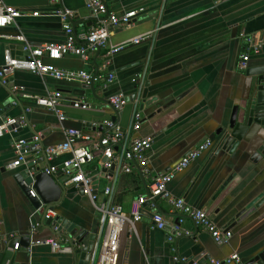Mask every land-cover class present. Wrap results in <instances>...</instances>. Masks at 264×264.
Here are the masks:
<instances>
[{"label": "crops", "instance_id": "1", "mask_svg": "<svg viewBox=\"0 0 264 264\" xmlns=\"http://www.w3.org/2000/svg\"><path fill=\"white\" fill-rule=\"evenodd\" d=\"M3 1L25 16L0 29L3 36L0 37V63L5 49L14 56L23 55L21 44L9 37L23 35L31 47L63 43L62 24L53 15L56 9L73 13L72 29L77 38L96 25V16L86 8L88 0ZM101 1L118 15L142 10L131 26L112 30L110 46L144 34L150 36L113 56L107 70L102 68L103 50L91 53L87 61L67 55L53 62L61 70H84L97 75L93 88L89 85L85 89L79 83L40 78L23 71L8 76L10 86L0 84V124L5 119L21 116L27 120V127L16 134L4 133L0 137V223L2 233L14 235L20 244L14 251L12 241L0 239V264H73L66 239L54 235L44 224L47 211L52 212L53 219L59 217L94 234L95 243L101 240L98 214L80 190L67 187L74 188L68 197L45 212L43 207H34L15 176L30 163L35 167L58 165L67 158L68 155H63L47 162L41 151L61 144L65 128L79 129L96 138L108 132L104 123L111 121L123 133H131L132 115L136 110L143 116L137 136L150 138L152 146L147 152L146 171L132 164L131 173L116 177L114 201L126 215L132 200L146 195L157 175L169 173L182 157L204 142L211 144L173 176L167 184L169 198L156 199L154 205L146 206L144 215L133 228L124 226L118 264H189L193 259L197 262L201 259V264L225 263L234 254L238 260L228 264H244L256 256L264 257V203L241 221L235 219L264 188V158L256 155V144L249 147L241 144L232 155L215 154L220 130L227 127L232 109L241 105L248 95L251 78L246 71L264 66V0ZM249 39L258 44V54L248 51ZM246 54L247 68L241 70L238 63ZM108 72L116 80L105 88L102 77ZM11 86L17 88L16 92H12ZM54 91L62 94L58 109L67 117L62 124L52 112L35 104L37 98ZM115 93H123L127 99L135 95L134 102L115 111L108 102L109 96ZM74 100L86 102L90 108L74 109L71 105ZM140 100L144 102L142 109ZM35 137L39 138V144ZM17 139L26 141L27 163L8 170L7 165L15 160L12 145ZM86 171L94 176L95 187L101 192L109 174H103L96 161ZM112 173L116 175V171ZM170 199H183L188 205L205 210L217 226L232 232L229 242L215 244L207 232L184 218L183 227L190 235L176 237L169 243L170 226L178 216L172 210ZM153 213L164 218L166 229L152 228ZM24 238H29L27 247L23 244ZM50 240L61 246L59 251L43 244ZM174 256L181 261L174 262Z\"/></svg>", "mask_w": 264, "mask_h": 264}, {"label": "built area", "instance_id": "2", "mask_svg": "<svg viewBox=\"0 0 264 264\" xmlns=\"http://www.w3.org/2000/svg\"><path fill=\"white\" fill-rule=\"evenodd\" d=\"M51 2L54 3V0H51ZM86 8L96 16V25L92 26L87 33L79 38L75 36L71 25L73 13L65 9H56L53 14L62 24L65 36L63 43L31 47L23 35L9 37L21 44L23 55L17 57L12 55L9 49L3 51L0 63V84L10 86L8 76L17 71H23L40 78H50L66 83H79L87 87L92 81L95 82L97 77L94 78L91 73L84 70L66 71L58 69L53 62L61 60L67 55H74L82 61H87L91 53L103 50L105 51V60L102 68L107 70L113 56L124 51L130 45H139L150 36L149 34H144L119 45L110 46L109 40L112 30L131 26L138 13L142 10H131L118 15L113 11H109L101 0H88ZM22 16H25L22 11L8 6L3 0H0V29L15 24L16 20ZM32 16H39V13H32ZM0 37L3 38V36ZM78 40L80 44H78ZM247 43L249 44L248 51L254 54L259 53L258 44L253 39H249ZM248 58V54L241 56V60L238 63L239 69L243 70L247 68ZM102 80L104 81V87L107 88L114 84L116 76L108 72L102 77ZM11 90L12 92H16L17 88L11 86ZM61 99L62 94L60 92H47L44 96L37 98L35 104L52 112L56 116L57 121L62 124L67 120V117L58 109ZM108 102L118 112L128 104L127 97L123 93L111 94ZM71 105L74 109L83 111L90 108L88 103L79 100L72 101ZM141 121L140 111L136 110L132 115L130 129L132 134L123 133L113 122L108 121L104 123V127L108 132L96 138L83 133L79 129L65 128V139L61 144L41 150L47 162L63 155H68V157L63 159L58 165L48 164L40 167L38 172L58 177L63 187H74L80 190L89 199L98 214V226L99 232L102 233V238L94 244L91 264H118L119 242L124 226L129 225L133 228V225L140 221L144 215L146 203H148V206H152L156 199L169 198L167 184L173 176L185 169L211 144L210 141L204 142L182 157L169 173L157 175L153 179L148 195H141L132 200L129 214L126 215L122 207L114 201L117 184L116 177L120 174L131 173L133 170L132 164L146 171L149 161L147 152L151 149L152 140L137 136L141 127ZM23 127H27V120L23 116L5 119L0 124V137L4 133L16 134ZM34 140L39 144L38 137H35ZM26 147L24 139L14 141L12 148L15 153V160L7 165L8 170H13L27 163L25 160ZM36 149L39 151L38 145ZM95 161L101 170L116 171V175L112 172L108 173V183L103 187L101 192H98V189L95 187L94 176L86 171V167ZM108 174L106 173V175ZM23 186L30 189V198L36 197V193L30 185L24 183ZM169 201L173 212L178 215L175 223L170 226L172 234L167 238L169 243L174 242L176 237L190 235V231L183 227L184 218H189L196 228L207 232L217 245H225L231 239L232 232L227 227L217 226L205 210L194 208L185 203L183 199H170ZM52 217V212L47 211L44 219ZM150 219L153 223V229L160 231L166 229V222L159 213H153ZM0 239L4 241L16 240L12 234L6 236L2 233L1 223ZM43 244L49 245L51 249L56 251H59L61 248L53 240L46 241ZM19 247L20 244L16 241L13 250L17 251ZM172 251L175 252V248H172ZM236 260H238V255L234 254L225 263L216 262L213 264H228ZM173 261L179 262L181 259L178 256H174ZM192 264L196 263L193 262Z\"/></svg>", "mask_w": 264, "mask_h": 264}, {"label": "water", "instance_id": "3", "mask_svg": "<svg viewBox=\"0 0 264 264\" xmlns=\"http://www.w3.org/2000/svg\"><path fill=\"white\" fill-rule=\"evenodd\" d=\"M73 24L74 22L71 21L72 27ZM262 41L264 43V32L262 33ZM246 75L251 78L248 95L241 105L232 109L227 127L220 130L218 141L215 145L216 155L220 152L232 155L241 144L245 147L256 144V155L264 158V66L248 69ZM96 76L93 77L95 78ZM93 84L94 82L92 81L90 84L92 88ZM134 99L135 95H131L127 102L133 103ZM143 105L144 102L141 101L140 109H142ZM39 168L35 167L34 163H30L23 172L15 176V180L20 187L24 183L32 187V190L36 193L35 198H30L32 204L36 209L45 208L46 212L48 209H52L53 206L60 204L64 197H68L74 188L68 190L60 184L58 177L40 173L38 172ZM102 172L103 174H108L112 170L106 171L102 169ZM29 190L24 187V191L28 196ZM146 195H148V190H146ZM263 203L264 188L235 216V219L241 221ZM146 206H148V203L145 204ZM44 224L54 235H60L66 239L73 264H91L92 252L96 241L94 234L76 228L59 217L45 219ZM22 240L24 246L27 247L29 238ZM15 243L16 240H13L12 248ZM263 261L264 257L259 255L244 264H262ZM193 262L201 264L202 261L200 259L198 263L197 259H193L189 264ZM207 264L211 263L207 262Z\"/></svg>", "mask_w": 264, "mask_h": 264}]
</instances>
